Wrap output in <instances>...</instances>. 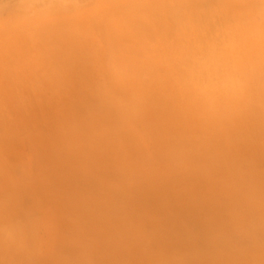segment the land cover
Listing matches in <instances>:
<instances>
[{
  "label": "clouds",
  "instance_id": "1",
  "mask_svg": "<svg viewBox=\"0 0 264 264\" xmlns=\"http://www.w3.org/2000/svg\"><path fill=\"white\" fill-rule=\"evenodd\" d=\"M137 260L264 264V0H0V264Z\"/></svg>",
  "mask_w": 264,
  "mask_h": 264
},
{
  "label": "crops",
  "instance_id": "2",
  "mask_svg": "<svg viewBox=\"0 0 264 264\" xmlns=\"http://www.w3.org/2000/svg\"><path fill=\"white\" fill-rule=\"evenodd\" d=\"M181 219H183L184 221H193L195 218L192 214L189 213V214H181ZM180 226H181L180 221L177 220L165 221V227L169 229L171 232L178 231ZM161 246L171 249V248L182 247L183 244L180 240L176 238H170L168 240L162 241ZM135 264H139V261L135 262Z\"/></svg>",
  "mask_w": 264,
  "mask_h": 264
},
{
  "label": "rangeland",
  "instance_id": "3",
  "mask_svg": "<svg viewBox=\"0 0 264 264\" xmlns=\"http://www.w3.org/2000/svg\"><path fill=\"white\" fill-rule=\"evenodd\" d=\"M153 204H154V202H153ZM138 261V260H137ZM137 261H134V264H135V262H137Z\"/></svg>",
  "mask_w": 264,
  "mask_h": 264
}]
</instances>
